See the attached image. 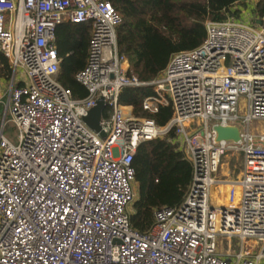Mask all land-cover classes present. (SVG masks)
<instances>
[{
  "label": "built area",
  "instance_id": "built-area-1",
  "mask_svg": "<svg viewBox=\"0 0 264 264\" xmlns=\"http://www.w3.org/2000/svg\"><path fill=\"white\" fill-rule=\"evenodd\" d=\"M65 22L90 26L85 65L74 75L79 99L57 81L54 29ZM260 22L206 21L200 45L141 83L117 52L120 17L107 1L0 0V53L11 70L0 100V264H264V132L250 129L264 123ZM16 69L24 80L13 87ZM141 86L153 89L143 111L171 107L164 126L118 104L122 88ZM98 100L102 137L82 121ZM7 123L14 144L2 134ZM212 126L236 127L239 140L215 141ZM169 132L191 179L181 203L154 210L140 233L128 220L131 161L139 143ZM231 154L241 169L223 182L216 173ZM227 185L238 188L237 201L222 204ZM218 237L237 238L239 250L220 249ZM246 240L260 243L257 253Z\"/></svg>",
  "mask_w": 264,
  "mask_h": 264
},
{
  "label": "trees",
  "instance_id": "trees-1",
  "mask_svg": "<svg viewBox=\"0 0 264 264\" xmlns=\"http://www.w3.org/2000/svg\"><path fill=\"white\" fill-rule=\"evenodd\" d=\"M119 15L115 29L116 48L125 57L129 70L141 83L155 80L169 58L201 44L206 21L239 19L245 8L241 0H105ZM249 12L264 20V0H256ZM89 24L61 23L54 29V47L59 59L57 81L71 92L72 98L84 97V89L74 75L85 65ZM11 70L0 53V79H10ZM21 85L18 83L17 86ZM153 95L151 86L124 87L117 102L130 107L133 117L150 118L164 126L172 116L170 106L153 114L142 110V101ZM169 132L161 139L141 142L131 161L136 199L128 215L130 226L145 232L152 223L153 211L181 203L191 179V165L172 142Z\"/></svg>",
  "mask_w": 264,
  "mask_h": 264
},
{
  "label": "rangeland",
  "instance_id": "rangeland-1",
  "mask_svg": "<svg viewBox=\"0 0 264 264\" xmlns=\"http://www.w3.org/2000/svg\"><path fill=\"white\" fill-rule=\"evenodd\" d=\"M244 9L240 13V21L245 22L247 24L253 25L252 21L248 22L249 20V9L251 8V5L249 3H244ZM10 79L5 80V79H0V100L1 102H4L5 100V94L7 90V86L9 85ZM24 80V74L22 73L21 70L16 69L13 77V87L16 86V84L22 82ZM131 112V110H130ZM0 113H1V105H0ZM140 118V117H137ZM257 127V131L264 132V123L261 125H256V123H252L250 126V129ZM3 136L9 140L11 143H16V136L17 132L14 126L12 124L7 123L4 125L3 131H2ZM241 169V156L231 154V155H226L223 157L220 161V165L218 168V171L216 173V176L218 179L223 180V182H232L237 179L239 171ZM226 192V187H223L221 195L223 196ZM133 201L136 199V186L133 185ZM214 195V194H213ZM221 196L217 197L218 201L222 200ZM132 201V202H133ZM219 203V202H218ZM132 204V203H131ZM128 212H132L131 205L128 207ZM216 244L219 246L220 249L226 250L227 246L229 247V251L233 254L236 253L239 250L240 247V242L237 238H226V237H218L215 240ZM243 247H251L252 248V253L255 254L258 252L260 248V243L256 242L255 240H246L244 241Z\"/></svg>",
  "mask_w": 264,
  "mask_h": 264
},
{
  "label": "water",
  "instance_id": "water-1",
  "mask_svg": "<svg viewBox=\"0 0 264 264\" xmlns=\"http://www.w3.org/2000/svg\"><path fill=\"white\" fill-rule=\"evenodd\" d=\"M255 24L260 26V20H256ZM104 107L102 100H98L95 103V106L91 108L87 115L82 118L84 124L91 130L99 132L98 122ZM211 130L215 133V141H231L237 142L239 140V131L234 126L221 127V126H212ZM99 135L102 137L103 134L99 132Z\"/></svg>",
  "mask_w": 264,
  "mask_h": 264
},
{
  "label": "bare ground",
  "instance_id": "bare-ground-1",
  "mask_svg": "<svg viewBox=\"0 0 264 264\" xmlns=\"http://www.w3.org/2000/svg\"><path fill=\"white\" fill-rule=\"evenodd\" d=\"M225 187H226V192L223 196L221 195L222 204H226L228 201L236 202L238 197V188L235 186L230 187L228 185Z\"/></svg>",
  "mask_w": 264,
  "mask_h": 264
},
{
  "label": "crops",
  "instance_id": "crops-1",
  "mask_svg": "<svg viewBox=\"0 0 264 264\" xmlns=\"http://www.w3.org/2000/svg\"><path fill=\"white\" fill-rule=\"evenodd\" d=\"M256 0H241V2H243V3H249L250 5H251V7H252V5H253V3L255 2ZM250 14V13H249ZM249 17V19H251V21L253 20V18L252 17H250V16H248ZM128 109H129V111L131 110V108L130 107H127ZM131 113V112H130Z\"/></svg>",
  "mask_w": 264,
  "mask_h": 264
}]
</instances>
